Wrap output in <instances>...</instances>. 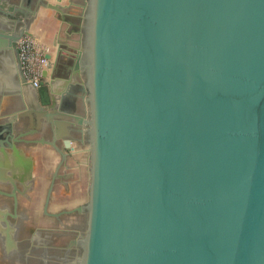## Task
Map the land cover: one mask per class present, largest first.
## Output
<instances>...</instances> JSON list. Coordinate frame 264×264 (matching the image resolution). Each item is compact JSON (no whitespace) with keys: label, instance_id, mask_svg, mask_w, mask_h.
<instances>
[{"label":"water","instance_id":"water-1","mask_svg":"<svg viewBox=\"0 0 264 264\" xmlns=\"http://www.w3.org/2000/svg\"><path fill=\"white\" fill-rule=\"evenodd\" d=\"M45 9L62 8L37 0L32 13ZM87 14L75 15L74 72L48 52L43 89L10 88L0 58L1 143H45L11 133L20 101L22 118L52 129L46 143L71 149L78 133L88 143L82 264H264V0H92ZM8 27L0 22V50ZM53 64L70 79L82 65L87 74L60 96L62 137L54 112L36 107L56 102ZM79 98L88 118L74 114Z\"/></svg>","mask_w":264,"mask_h":264},{"label":"flooded vegetation","instance_id":"flooded-vegetation-1","mask_svg":"<svg viewBox=\"0 0 264 264\" xmlns=\"http://www.w3.org/2000/svg\"><path fill=\"white\" fill-rule=\"evenodd\" d=\"M52 1L62 8L57 12L52 10V17L58 25L73 19L71 26L74 27L81 19L75 15L85 12L86 16L81 20L88 23L87 13L92 0ZM36 2L0 0L3 11H0V22L4 27L9 26L6 48L0 50V58L7 59L12 68L8 86L16 89L27 83L33 93L44 88V80L42 78L37 86L25 80L18 41L24 21L30 31L24 34L39 39L32 31L35 20L40 16V13H32ZM24 8L27 10L25 16L20 12ZM69 8H74L71 13L67 12ZM7 12L13 15H7ZM64 33L69 34L65 30ZM46 44L51 51V45ZM42 105H46L43 99ZM26 107L22 101L14 106L16 117L12 119L11 127L14 136L22 130L31 132L36 129L29 118H22L28 116ZM48 130L47 135L51 138L53 131L49 126ZM64 130L63 126L60 127L57 134L62 135ZM74 136L78 137L73 139L77 141L76 146L62 150L52 147L44 155L48 166L42 170H38L31 157L19 148L15 150L5 141H0V264H82L89 225L91 151L87 141L80 140L79 133Z\"/></svg>","mask_w":264,"mask_h":264},{"label":"crops","instance_id":"crops-1","mask_svg":"<svg viewBox=\"0 0 264 264\" xmlns=\"http://www.w3.org/2000/svg\"><path fill=\"white\" fill-rule=\"evenodd\" d=\"M52 10H45L40 13V16L35 20L32 31L36 35H38V38L43 43H48L51 45V51L54 53V59H60V62L67 63L71 68V73L75 70V63H74V51L76 47L79 46V34L76 33V31H73V27L71 24L73 21L71 19H67L65 22H62L60 25L57 24L55 19L52 17ZM68 13H71V10H67ZM63 29V31H62ZM64 30L69 34L70 39L67 38L68 35H65ZM67 45L68 49L67 52L63 51V55L66 57H60L58 56L57 49L60 45ZM65 48V47H64ZM63 48V49H64ZM58 57V58H57ZM52 58V59H53ZM57 65L53 64L51 68L48 69V80L51 83L52 90L55 94V103H50L49 105H39L41 108H49L50 112H54L53 118V125L55 131L59 130L60 127L63 126L64 134L69 133V119L70 118H62V113L64 111L61 109V100L60 96L63 95L65 92H69L72 88V85L74 83H83L87 80V74L84 71L83 65L78 70V75L75 79H70L69 77H64V75H60L57 71ZM70 73V74H71ZM81 100V98H79ZM80 103V110L75 115L83 116L84 118L89 117V111L86 110V106L88 109V104L84 105V103L79 101ZM56 113V115H55ZM58 114V116H57ZM75 121V120H73ZM36 129H32V131H36L33 135L29 136V138L33 139H39L44 137L45 143H37V144H25L23 142L18 143L17 147L23 151L26 155L30 156L32 159V162L34 165L38 168V170H42L48 166V162L44 160V155L50 152V149L54 147L53 145H50L46 143V140H49L50 135H47L49 133L48 130V123L43 118H38V121L35 122ZM60 134L59 136L62 137ZM49 136V137H48ZM28 138V137H26ZM46 138V139H45ZM76 137L75 139H77ZM66 138L58 139L57 144L60 147L64 146V140ZM74 141V140H73ZM77 141L72 143V146H76Z\"/></svg>","mask_w":264,"mask_h":264},{"label":"built area","instance_id":"built-area-1","mask_svg":"<svg viewBox=\"0 0 264 264\" xmlns=\"http://www.w3.org/2000/svg\"><path fill=\"white\" fill-rule=\"evenodd\" d=\"M18 48L24 76L34 85H39L47 65L46 54L50 51V46L29 34H24L19 38Z\"/></svg>","mask_w":264,"mask_h":264}]
</instances>
